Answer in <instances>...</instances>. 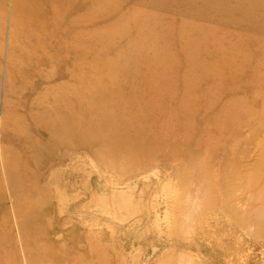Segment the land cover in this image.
I'll return each instance as SVG.
<instances>
[{"label": "rangeland", "instance_id": "1", "mask_svg": "<svg viewBox=\"0 0 264 264\" xmlns=\"http://www.w3.org/2000/svg\"><path fill=\"white\" fill-rule=\"evenodd\" d=\"M9 61L0 264L21 210L38 264H264V0H0V119Z\"/></svg>", "mask_w": 264, "mask_h": 264}, {"label": "bare ground", "instance_id": "2", "mask_svg": "<svg viewBox=\"0 0 264 264\" xmlns=\"http://www.w3.org/2000/svg\"><path fill=\"white\" fill-rule=\"evenodd\" d=\"M37 0H35V2H36ZM53 3V2H52ZM65 4V3H64ZM39 5H42V4H39ZM52 6V5H51ZM48 13H50V11L49 10H47V14ZM34 16H37V15H35V14H33ZM33 16V17H34ZM42 16V15H41ZM40 23H42L41 22V20H40ZM145 34V33H144ZM143 37V36H142ZM145 37V36H144ZM142 39V38H141ZM146 39V38H145ZM139 41V40H138ZM141 41V40H140ZM142 42V41H141ZM140 43V42H139ZM145 44V43H144ZM149 44V43H148ZM152 44V43H151ZM146 45V44H145ZM70 46V45H69ZM42 47H43V45H42ZM143 47V46H142ZM160 47H158V49H159ZM146 49V48H145ZM54 50V49H53ZM59 50V49H58ZM147 51V50H146ZM154 51V50H153ZM44 53V52H43ZM43 53H42V55L41 56H38V58H42V57H44L43 56ZM143 53V52H142ZM59 54H60V56H64V54H65V52H64V46H62L61 47V51H59ZM144 54V53H143ZM148 54H150V53H148ZM51 55V54H50ZM145 55V54H144ZM143 55V56H144ZM29 57V54H28V56H27V59H28V65L31 67L32 65H33V63H35L34 64V66H39L41 63V61H38L39 59L37 58V60H34V61H32V59H30V58H28ZM50 57V56H49ZM159 57V56H158ZM57 58V57H56ZM167 58V57H166ZM170 58V57H169ZM155 59V58H154ZM50 60V59H49ZM153 60V59H152ZM151 60V61H152ZM158 60V59H157ZM169 60V59H168ZM166 61V60H165ZM168 62V61H167ZM142 63V62H141ZM162 63H163V61H162ZM165 63V62H164ZM163 63V64H164ZM9 64H10V66H9V71H8V73H9V77H8V80H7V82H6V92H7V95H6V103H4V105H3V111H2V115H1V119H0V123H1V125H2V130H3V138L5 137V125H4V122H5V120L7 121V117H10V115H11V112H9V108H10V102H9V100H8V97H9V93H13V91H15L14 89H15V85H14V83H13V81H12V79H13V77H12V72H13V70H14V64H13V62L12 61H9ZM144 64V63H143ZM170 64V63H169ZM61 69L56 73L57 75H58V77H57V79H63L65 76H66V70H67V68H66V66H65V63L62 61V63H61ZM163 66V65H162ZM168 66V65H167ZM230 67V66H229ZM145 69V68H144ZM137 70V69H136ZM162 71H163V69H162ZM23 72V71H22ZM160 72V71H159ZM132 74V73H131ZM26 75L27 76H29V78H31V80H32V83L33 84H30V85H33L34 87L36 86V84H38L39 82H42V81H44L45 79H48V77H51V76H53L54 74H51V75H46V74H42V73H40V72H38L37 71V68L35 69V71L32 69V71L31 72H29V71H27V73H26ZM155 75V74H154ZM12 77V78H11ZM34 77V78H33ZM156 77V76H155ZM149 78V75H146V76H144V78H143V80H142V82H145V80L146 79H148ZM153 78H154V76L153 77H151V78H149L148 79V81H153ZM35 80V81H34ZM157 81H158V78H157ZM137 88L139 89V96L140 97H142L143 95H145V91L144 90H142V88H141V86H140V81L138 82V86H137ZM188 88V87H187ZM180 89V88H179ZM184 89V88H183ZM189 89V88H188ZM62 90H64V86H63V84H61V87H59V89L57 90V92H55V94L53 93V94H39L37 97H36V99H39V98H41V100H40V104H42L44 101V106L43 105H40V108L42 109L41 110V112H40V108H39V106H37L36 108H37V115L35 114V113H33V112H28V113H23L22 115H18V114H12V116H11V118L10 119H18V118H21V116H23V115H25V116H27V117H29V118H32V117H36V118H38V120L39 121H41V122H43L42 121V119H43V116H45V117H47L46 115H45V113L46 112H49V111H53L54 113H55V119H56V121H57V128H54V127H50L51 128V131H50V133L51 134H54L53 133V129H55L56 131H57V133H58V135L59 136H63L64 135V133H65V131H66V129H67V127H66V123H65V121H64V116H66V113H69V111H70V109H71V107H69V105L67 104L68 102H67V98H66V93H63L62 92ZM186 92V91H185ZM189 94H191V93H189ZM48 95V96H47ZM151 96V98H152V94L150 95ZM120 97V96H119ZM143 98V97H142ZM194 99V98H193ZM35 103H37V104H39V102H38V100H35L34 101ZM180 102H181V100H180ZM197 102V101H196ZM194 103V102H193ZM198 103V102H197ZM228 103V102H227ZM226 103V104H227ZM182 104V103H181ZM217 105V104H216ZM184 107V106H183ZM182 107V108H183ZM229 107V106H228ZM211 110V109H210ZM154 111V109L152 108V110H151V112L150 113H152ZM209 111V110H208ZM226 111V110H225ZM139 113L140 114H143V113H145V111L143 110V109H140L139 108ZM224 114V113H223ZM256 116V115H255ZM52 118H50V120H51ZM211 119V118H210ZM64 121V122H63ZM183 122V121H182ZM166 123V122H165ZM191 124V123H190ZM49 126V125H48ZM43 128H45L46 129V125H44V123L43 124H36V126L34 127V131H35V133H41V131L43 130ZM111 130H116V127H114V126H112L111 127ZM203 130V129H202ZM55 135V134H54ZM185 141H186V139H184ZM161 143H159V144H157V146H159ZM4 150V149H3ZM125 157V156H124ZM120 158V157H119ZM128 159V158H127ZM237 192V191H236ZM23 214H24V216H27V215H30L31 216V219H32V221L34 220V222H38L40 219H43L42 217V215H40V213H39V215L38 214H36V213H34V212H32L31 211V213H28V212H26V210H21V211H19V221H20V228H21V232H22V236H23V238H24V240H25V250H26V254H27V262H28V264H38V263H36V262H33L32 261V257H31V251H30V247L28 246V245H30L31 243H30V241L31 240H28L27 239V237H28V234L26 233L27 231H26V227H25V224H24V218H23ZM40 217V218H39Z\"/></svg>", "mask_w": 264, "mask_h": 264}]
</instances>
